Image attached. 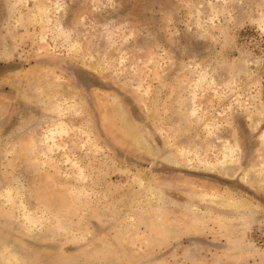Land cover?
Wrapping results in <instances>:
<instances>
[{
	"label": "rangeland",
	"instance_id": "rangeland-1",
	"mask_svg": "<svg viewBox=\"0 0 264 264\" xmlns=\"http://www.w3.org/2000/svg\"><path fill=\"white\" fill-rule=\"evenodd\" d=\"M0 264H264V0H0Z\"/></svg>",
	"mask_w": 264,
	"mask_h": 264
}]
</instances>
